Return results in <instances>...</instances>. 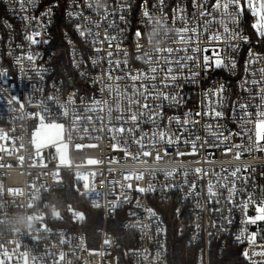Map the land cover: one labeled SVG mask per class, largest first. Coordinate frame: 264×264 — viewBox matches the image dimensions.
Here are the masks:
<instances>
[{"label": "built area", "instance_id": "2783aa9c", "mask_svg": "<svg viewBox=\"0 0 264 264\" xmlns=\"http://www.w3.org/2000/svg\"><path fill=\"white\" fill-rule=\"evenodd\" d=\"M214 3L215 0H207L209 11ZM145 6L152 22L143 16ZM177 6L184 7L189 18L196 12L192 0H165L163 13L158 0H0V71L6 73L0 76V264H169V214L179 234L186 237L190 247L196 248V264H212V256L222 259L230 246L239 247L236 255L241 260L237 264H249L242 255L246 249L253 260L264 261V257L252 256L264 245V222L245 223L247 217L256 214V205L264 199V152H245L249 146L248 136L254 140V123L242 124L239 116L233 113L236 101L250 103L248 111L253 121L256 112L264 110L255 107L261 103L259 95L252 99L256 88L242 86L245 80L253 78V69L264 68V39L246 30L244 12L237 24L229 22L228 27L247 36V42L218 44L210 42L209 34H204L199 47L208 51H189L187 55H194L196 59L185 61L188 67L181 72L179 86L165 90L177 94L183 102L179 106H169V101H164L163 117L157 123L177 135L182 132L180 143L164 145L161 142L153 149L150 140L155 126L152 123H142L138 130L134 125L125 124L126 128L133 127L134 134L121 135L109 131L110 127L120 126L116 120L120 113L112 112L110 124L106 107L103 111H86L94 100H111L115 108L114 97L101 89L109 84L115 87V77L124 76L127 71L132 74L137 70L146 72L149 65L137 59L138 55L146 51L151 54L156 47H182L173 43L175 29L185 27L179 20L173 23L172 9ZM105 7L110 13L115 9V15L101 21ZM77 12H82L83 16L69 15ZM165 14L167 22L163 26L156 24L157 18L165 20ZM121 15L126 23L120 20ZM213 15L219 19V13L213 12ZM84 17L100 21L99 28L87 23ZM113 20L116 27L108 28V22ZM38 24L43 27H39L41 36L37 39L47 43L30 45L25 35ZM77 24L98 31L101 40L107 29L109 35L117 37L120 50L113 42L111 49L105 43L101 52L93 51L92 38L81 37ZM168 29H171V39L164 38ZM120 30H123L122 35ZM137 30L141 32L138 43L143 46L139 53ZM217 30L223 33L221 25H212V31ZM231 44L239 47L233 50ZM213 48L227 57L226 64L234 59L235 69L205 70L203 56H211ZM109 50L113 52V61H123L124 51L128 53L127 65L121 63L118 69L115 63L111 66L112 80L107 78L109 57L106 53ZM249 50L261 60L249 65ZM29 52L34 61L27 59ZM18 58H21L19 62ZM93 60L99 63L94 65ZM191 72L200 73L195 82L183 78ZM159 76L162 78L163 73ZM255 78L260 79L259 71ZM131 83L130 80L119 81L121 89ZM220 84L226 88L225 118L220 123L224 136L233 135L216 146L217 141L204 127L211 121L195 114L204 110L201 101L205 92ZM245 87L251 88V92ZM148 103L153 101L149 99ZM240 111L236 109L237 113ZM186 114L188 119L199 120V123L194 127L188 125L187 131L175 120L169 124L170 117L183 120ZM45 122L62 124L67 165L56 164L55 145L35 147L34 136ZM243 129L249 131L243 136L234 134ZM144 133L148 138L141 150L133 141ZM196 136L200 137L196 142V154L179 155L192 151L191 142L184 143V140ZM235 144L244 145L239 149L240 159H236L235 148L225 154V149ZM114 145L127 146V151L114 150ZM145 150L151 151L149 157L142 154ZM157 150L160 160L156 159ZM237 167L241 172L234 178L231 172ZM197 168L201 173L195 172ZM170 172L174 175H169ZM76 173L85 175L87 181L75 180ZM71 180L79 187L82 204L96 211L93 217L100 224L94 234L58 225L66 219L59 208L58 195ZM209 182L216 191L211 202ZM233 183L234 195L230 194ZM55 213L59 214V220L53 218ZM78 214V210L75 213L73 210L72 218ZM71 223L76 225L74 220ZM245 229L246 235L256 233L254 245L250 246L246 239L237 240ZM118 230L119 235L116 234Z\"/></svg>", "mask_w": 264, "mask_h": 264}, {"label": "snow or ice", "instance_id": "6c2138e0", "mask_svg": "<svg viewBox=\"0 0 264 264\" xmlns=\"http://www.w3.org/2000/svg\"><path fill=\"white\" fill-rule=\"evenodd\" d=\"M158 4L160 6V11L163 13V8L165 5V0H158ZM193 7L196 9V12L192 14V17L189 18L184 7L177 6L172 9L173 12V23L179 20L181 23L185 24V27L175 29L176 38L173 39V43H178L182 45L179 48L173 47H165L160 48L156 47L150 52H144L142 55H138L137 59L143 60V62L149 65L148 70L142 71L137 70L135 74H132L131 71H127L124 76H116L115 80L117 81L115 87L112 85H106L105 88H102L101 91L107 90L110 97H114L115 99V108L112 107V101H102V100H94L92 106L86 108L88 112H96L103 111L104 108H107L108 120L111 124L112 120V112L116 111L120 113V115L116 116V120L120 122L119 127H110L109 131L113 133H120L123 135L127 132L129 135L134 134L133 127H125V124L134 125L136 130L139 129L140 124L152 123L155 127L151 136V146L155 149L157 143H163L164 145H172L173 143L181 142V135H177L174 132H171L167 127H162L157 123L158 119H162L163 117V102L169 101V106H179L183 100L177 94H169L165 90L169 87H178V81L182 78L181 72L184 68L188 67L185 61L195 60L196 56L187 55L189 51L192 53H200L201 51L207 52L208 49H201L199 47V41L202 39L204 34L208 35V40L210 42H216L218 44L227 42V41H240L244 42L248 41L247 36H243L241 33H238L228 27V23L237 24L239 21V16L243 14L245 9L254 17V22L251 27L256 32L257 36L261 39H264V0H244V3H241V0H215V3L212 4V11L208 10L207 0H192ZM89 8L92 7L91 4L88 5ZM124 6H121L123 9ZM230 9H234L235 11H230ZM98 7L96 11L98 12ZM115 9L113 12H109L107 7H105L104 15L101 17V21H107L110 15H115ZM213 12L219 13V19L213 15ZM69 15H75L77 17L83 16L82 12H77L75 14L70 13ZM143 16L148 18L150 22H152L153 18L150 15V12L145 6L143 10ZM28 17H25V20H28ZM31 19L35 20V17ZM84 20L89 24H94L98 29L100 26V21H92L89 17H84ZM120 20L126 23L124 15L120 16ZM166 14L165 20L162 22L159 18L155 20L156 24H161L163 26L166 23ZM219 24L223 27V33L219 30L212 31V25ZM39 27H43V25H39L36 29H34L31 33H27L25 35V40L29 42L30 45H37L39 43H47V41H41L37 39L41 36V31L38 30ZM115 21L108 22V28H115ZM76 29L79 32V35L85 39L91 37V43L93 44V51L101 52L103 50V45L105 43L108 44L109 49H111L115 42V47L117 50H120V42L117 40L115 35H109L107 29H105L104 38L100 39V34L98 31L93 32L91 28H86L81 24L76 25ZM154 32L158 33L159 29H153ZM171 29H168L164 33L165 39H171L169 37V32ZM123 30H120V34L122 35ZM135 36L137 38V51L139 53L140 49L143 47L138 43L139 38L141 37L140 30L135 32ZM151 37H149V44H151ZM99 45V47H97ZM195 45V46H193ZM233 50L239 47L238 44L230 45ZM179 52H184L186 55L183 57L176 55ZM167 53L168 55H164ZM106 55L109 57L108 64L109 69L107 73V78L112 80L111 72L113 71L112 65L115 63L117 69L121 63L127 65L128 53L124 51L125 59L123 61H113L111 57L113 56V52L109 50ZM250 59L248 64H254L261 60V57L253 54L251 50H249ZM18 58V62H19ZM27 59L29 61H34V56L31 52L27 53ZM227 57L222 56L220 51L217 48H213L211 50V56L204 55L202 66L205 70H209L212 68H229L230 70L235 69L236 62L234 59L230 60L229 63H225ZM92 63L98 64L99 60H93ZM179 70V71H178ZM248 69H246L247 71ZM256 71L260 73V79L255 78ZM160 73H163L162 78L159 76ZM6 75L5 72L0 71V76ZM199 72H191L188 77H183L184 79L189 80L190 82H195L196 77L199 76ZM253 78L248 81L245 80L242 86L251 85L256 88V93L252 95V99L256 98V95H259V99L261 103L259 105H255L257 109H264V68L259 70H252ZM121 80H130L132 83L125 84L123 89L119 84ZM160 81L157 83V81ZM129 88L131 91L129 92ZM246 91L251 92V88L245 87ZM226 91L225 85L220 84L218 87L214 89H208L204 94V99L201 101L204 110L202 112H197L195 115L197 117H208L211 122L204 125L208 134L211 135L216 141L217 145L221 143H225L229 140L230 136L233 133H229V136H224L223 126L220 123L225 118V96L224 93ZM151 99L153 101L152 104L148 103V100ZM143 101V103H142ZM157 101L159 103H157ZM74 102V101H71ZM103 105V107H102ZM249 102L240 103L236 101L233 103V113L239 116L242 124L254 123V140L252 136H248L249 146L245 148V152L251 153L252 151L264 152V110H258L256 112V119L253 121L250 119L252 113L248 111L250 107ZM240 109L239 113L236 112V109ZM129 109H131V113L129 114ZM186 114V118L180 120L177 118H169V124L175 120L177 125H183L184 131H187L188 125H192L193 127L199 123V120L188 119ZM140 117H145V119L141 120ZM97 119H102V117H97ZM159 129V130H157ZM249 131L248 129H243L239 133H234L235 135L243 136L245 132ZM147 133L142 134L139 139L134 140L141 150L145 148L144 141L147 139ZM200 140L199 136H196L194 139H185L184 143L191 142L192 151L190 153H179V155H195L196 154V142ZM207 143V140L205 141ZM127 145L128 142H125ZM243 144H235L231 148L225 149V154L231 152L233 148L237 149L236 159H240L242 153L239 149L243 148ZM114 150L119 151H127V146L121 148L119 145H114ZM142 154L145 157H149L151 155V151H142ZM165 154H168V149L165 148ZM156 159L160 160L161 156L159 155V150H157ZM201 169H195L197 174L201 173ZM244 171H247V167L244 168ZM241 172V169L237 167L231 172V175L234 178H238V173ZM169 175H174V172L168 173ZM187 173H185L186 175ZM227 187L226 185H223ZM192 188L195 189V185H192ZM236 192L235 183H233L232 188L230 189V194L234 195ZM208 196L209 201L216 196V191L214 190V185L209 182L208 185ZM251 199V197L249 198ZM230 202V201H229ZM245 208L248 207V204L244 205ZM256 214L254 216H249L246 218V224L256 225L259 222H264V199L256 205L255 207ZM230 223V221H229ZM247 229L240 232L237 236V240L243 242L246 239L249 245H254L256 243V233L253 232L251 234L246 235ZM243 238V239H242ZM259 251H254L252 256H261L264 257V245L259 246ZM242 255L245 259L249 261V264H264V261L253 260L251 256H249V252L246 249Z\"/></svg>", "mask_w": 264, "mask_h": 264}, {"label": "trees", "instance_id": "16d2710c", "mask_svg": "<svg viewBox=\"0 0 264 264\" xmlns=\"http://www.w3.org/2000/svg\"><path fill=\"white\" fill-rule=\"evenodd\" d=\"M244 16L246 30L249 31V33H251L252 35H256L255 31L251 28L253 17L250 16L247 11H244ZM58 197L59 198L57 202L59 203V208L61 209L62 214L66 217V219L60 221V224L58 225L66 226L69 229L79 228L88 232L89 234H94L95 230L100 224V222H98V220L93 217L96 211L89 209L82 204L78 194V189L74 181L71 180V183L64 189H62ZM73 210H80L84 213V220L75 222L76 225L71 223L73 220ZM169 218L171 220V223L168 230V249L170 252L168 263L196 264V248L190 247L186 242V237L182 234H179L176 224L170 214ZM116 234H120L119 230L116 231ZM236 248L239 247L230 246L229 251H227L226 255L222 259H217L216 257L212 256V264H237L241 260V257L236 255Z\"/></svg>", "mask_w": 264, "mask_h": 264}, {"label": "rangeland", "instance_id": "374dc122", "mask_svg": "<svg viewBox=\"0 0 264 264\" xmlns=\"http://www.w3.org/2000/svg\"><path fill=\"white\" fill-rule=\"evenodd\" d=\"M245 11H247V9ZM247 13L251 16V14L248 11ZM254 19L255 18L253 17L252 23L254 22ZM34 137H35L34 143L37 149H42L46 147V145H55L56 151H57V160H56L57 165L61 166V165L68 164V151H67V146L64 143L65 137H64V132H63V126L61 123L60 124L53 123V122L41 123ZM74 177H75L74 178L75 180H82L85 182L87 181L86 176L83 174L76 173ZM76 187L77 189H79L77 184H76ZM75 211L77 210H74V213ZM78 211H79V214L73 219L75 222L84 220L83 211H80V210ZM58 216L59 214L55 213L53 218L56 220H59Z\"/></svg>", "mask_w": 264, "mask_h": 264}]
</instances>
